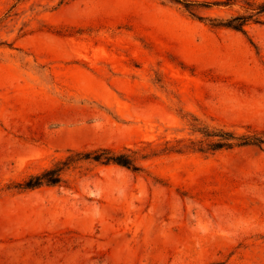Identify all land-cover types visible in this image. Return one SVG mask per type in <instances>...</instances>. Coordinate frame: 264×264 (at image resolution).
<instances>
[{"label": "rangeland", "instance_id": "rangeland-1", "mask_svg": "<svg viewBox=\"0 0 264 264\" xmlns=\"http://www.w3.org/2000/svg\"><path fill=\"white\" fill-rule=\"evenodd\" d=\"M186 1L0 0V264H264V146L194 131L264 136V0Z\"/></svg>", "mask_w": 264, "mask_h": 264}, {"label": "trees", "instance_id": "trees-1", "mask_svg": "<svg viewBox=\"0 0 264 264\" xmlns=\"http://www.w3.org/2000/svg\"><path fill=\"white\" fill-rule=\"evenodd\" d=\"M181 5L185 11L191 16L201 19L195 15L196 8L208 7V5H200L186 0H170ZM248 9L251 11L249 15H237L225 22L214 24V27H225L236 32L245 33L244 27L249 23H261L260 18L264 15V2L260 4L246 3ZM194 131L202 134L206 139H215L209 143L206 149L198 148L197 151L215 152L218 150H228L232 148L241 147H257L264 146V136L253 134L251 136L236 137L233 133L224 132L222 130L207 131L199 128H194ZM178 152V150H176ZM134 152L126 151L121 153H114L110 149L101 148L91 152L76 153L67 156L62 161L57 162L52 167L43 170L42 172L29 177L23 184L18 187L21 190H33L41 186H56L62 182L65 172L72 168L78 161L90 160L102 165H117L132 171H138L139 168L135 165L133 158Z\"/></svg>", "mask_w": 264, "mask_h": 264}]
</instances>
